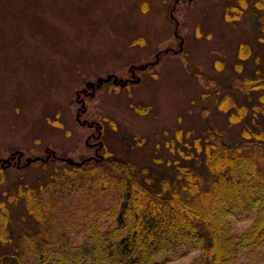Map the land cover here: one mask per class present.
Listing matches in <instances>:
<instances>
[{
    "label": "rangeland",
    "instance_id": "374dc122",
    "mask_svg": "<svg viewBox=\"0 0 264 264\" xmlns=\"http://www.w3.org/2000/svg\"><path fill=\"white\" fill-rule=\"evenodd\" d=\"M252 2L0 0V202L19 199L10 208L14 227L26 225L22 198L38 186L53 212L84 204L82 186L78 201L74 191L69 199L48 196H58L55 179L86 181L83 171L93 167L95 207L112 206L114 188L101 187L104 150L160 177L191 167L200 155L195 142L202 149L239 141L253 151L241 131L264 132V89H247L244 79L264 76V8L253 14ZM194 171L205 174L202 165ZM230 221V233L251 222ZM97 222L107 227L110 219ZM82 223L89 225L82 216L71 224ZM197 254L188 246L155 260L186 264ZM233 264L250 261L236 255Z\"/></svg>",
    "mask_w": 264,
    "mask_h": 264
},
{
    "label": "trees",
    "instance_id": "16d2710c",
    "mask_svg": "<svg viewBox=\"0 0 264 264\" xmlns=\"http://www.w3.org/2000/svg\"><path fill=\"white\" fill-rule=\"evenodd\" d=\"M252 3L256 9L253 14L264 8L261 0ZM244 5V1L232 5V11L239 13ZM254 77L244 79L247 89H264V76ZM261 132L249 130L248 125L241 131L242 136L254 140L250 143L254 150L249 154L244 153L246 148L239 141L222 143L221 148L213 141L205 142L202 149L195 142L193 155L200 152L199 157L194 156L191 167L186 162L174 168L178 172L173 177H160L161 172L153 169H138L104 150L100 157L101 187L114 188L110 207H95L92 172L96 167L83 171L86 181L64 176L53 182L58 194L48 196L53 200L69 199L73 191L76 198L79 187L86 189L84 204L75 203L74 210L53 212L52 201L39 194V186L37 194L22 198V218L27 222L22 228L14 227L18 223H12L10 213L13 202L19 199L9 195L5 204L0 202V264H160L155 260L159 253H178L188 246H197L198 254L186 264H233L236 255L244 256L250 264H264ZM182 150L179 146V152ZM184 153L186 158L192 155L191 150ZM201 165L203 175L194 171V166ZM185 167L189 171H183V175L180 172ZM105 215L110 222L100 227L97 220ZM80 216L89 225L84 227L82 223L77 230L71 223ZM235 216L251 220L240 233H230V220ZM13 231L18 237L11 245ZM78 235L82 240L74 243Z\"/></svg>",
    "mask_w": 264,
    "mask_h": 264
},
{
    "label": "water",
    "instance_id": "95a60500",
    "mask_svg": "<svg viewBox=\"0 0 264 264\" xmlns=\"http://www.w3.org/2000/svg\"><path fill=\"white\" fill-rule=\"evenodd\" d=\"M69 163H72L71 161H69Z\"/></svg>",
    "mask_w": 264,
    "mask_h": 264
}]
</instances>
